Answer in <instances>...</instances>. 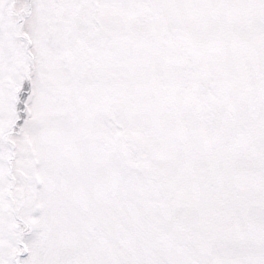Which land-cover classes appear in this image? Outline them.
I'll list each match as a JSON object with an SVG mask.
<instances>
[{
    "label": "snow or ice",
    "instance_id": "6c2138e0",
    "mask_svg": "<svg viewBox=\"0 0 264 264\" xmlns=\"http://www.w3.org/2000/svg\"><path fill=\"white\" fill-rule=\"evenodd\" d=\"M0 264H264V0H0Z\"/></svg>",
    "mask_w": 264,
    "mask_h": 264
}]
</instances>
